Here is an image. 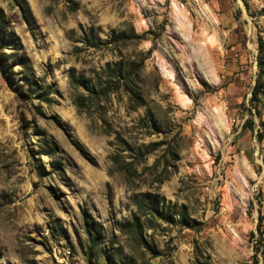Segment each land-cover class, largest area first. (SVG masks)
Masks as SVG:
<instances>
[{"label":"rangeland","instance_id":"1","mask_svg":"<svg viewBox=\"0 0 264 264\" xmlns=\"http://www.w3.org/2000/svg\"><path fill=\"white\" fill-rule=\"evenodd\" d=\"M22 1L0 264H264V0Z\"/></svg>","mask_w":264,"mask_h":264},{"label":"trees","instance_id":"2","mask_svg":"<svg viewBox=\"0 0 264 264\" xmlns=\"http://www.w3.org/2000/svg\"><path fill=\"white\" fill-rule=\"evenodd\" d=\"M21 4L24 5L21 0ZM28 10V9H27ZM1 11V10H0ZM89 34L93 35L94 31L92 28L89 29ZM88 34H86V38ZM89 39V38H87ZM98 39V38H97ZM19 37L15 34L14 31L9 30L6 20L2 13H0V73L7 83V85L20 96L24 95L23 84L20 83V78L18 76L19 71L15 69L17 62L12 58V53H8L7 49H16V45H20ZM90 45H95L92 38L87 40ZM261 93L260 82L257 81L252 90V100L258 99L259 94ZM249 127L247 124L244 125V128ZM261 137V136H260ZM141 196V197H140ZM134 201L140 206L144 203L147 204V207L152 211H158L159 200L156 199V196L150 193H141L140 195L134 196ZM136 226L139 227V220L135 222ZM257 229L260 235L263 234L262 228V216L259 217V222Z\"/></svg>","mask_w":264,"mask_h":264},{"label":"bare ground","instance_id":"3","mask_svg":"<svg viewBox=\"0 0 264 264\" xmlns=\"http://www.w3.org/2000/svg\"><path fill=\"white\" fill-rule=\"evenodd\" d=\"M234 183H235L236 189L245 190L244 189V182H243V179L241 178V175H240V169L238 171H236V173L234 175ZM243 193H244V191H243Z\"/></svg>","mask_w":264,"mask_h":264}]
</instances>
